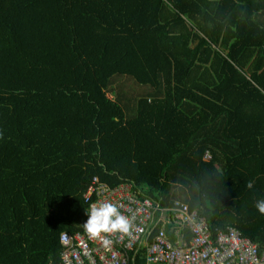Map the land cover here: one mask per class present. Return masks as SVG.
Returning a JSON list of instances; mask_svg holds the SVG:
<instances>
[{
	"label": "trees",
	"instance_id": "obj_1",
	"mask_svg": "<svg viewBox=\"0 0 264 264\" xmlns=\"http://www.w3.org/2000/svg\"><path fill=\"white\" fill-rule=\"evenodd\" d=\"M95 178L264 248V0H0V264H61Z\"/></svg>",
	"mask_w": 264,
	"mask_h": 264
},
{
	"label": "built area",
	"instance_id": "obj_2",
	"mask_svg": "<svg viewBox=\"0 0 264 264\" xmlns=\"http://www.w3.org/2000/svg\"><path fill=\"white\" fill-rule=\"evenodd\" d=\"M93 196L96 199L90 207L113 203L130 221L129 232L102 234L111 241L108 245L85 230L73 237L64 234L66 249L61 264H137L142 249L143 264H264V248L233 229L213 236L205 217L181 201L162 207L148 198H138L129 187L110 188L98 178L87 199Z\"/></svg>",
	"mask_w": 264,
	"mask_h": 264
},
{
	"label": "clouds",
	"instance_id": "obj_3",
	"mask_svg": "<svg viewBox=\"0 0 264 264\" xmlns=\"http://www.w3.org/2000/svg\"><path fill=\"white\" fill-rule=\"evenodd\" d=\"M248 188L253 187L252 181L247 183ZM257 210L264 214V200L256 204ZM130 221L120 213L117 206L110 202L93 204L88 212V219L84 223L85 231L93 238H98L108 245L111 243L106 235L116 232L127 234L130 229Z\"/></svg>",
	"mask_w": 264,
	"mask_h": 264
}]
</instances>
